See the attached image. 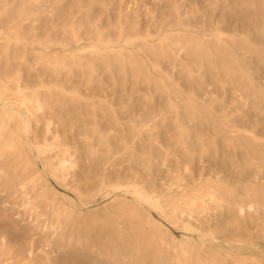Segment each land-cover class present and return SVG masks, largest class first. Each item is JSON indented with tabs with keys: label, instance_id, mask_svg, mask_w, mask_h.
<instances>
[{
	"label": "rangeland",
	"instance_id": "1",
	"mask_svg": "<svg viewBox=\"0 0 264 264\" xmlns=\"http://www.w3.org/2000/svg\"><path fill=\"white\" fill-rule=\"evenodd\" d=\"M0 264H264V0H0Z\"/></svg>",
	"mask_w": 264,
	"mask_h": 264
},
{
	"label": "bare ground",
	"instance_id": "2",
	"mask_svg": "<svg viewBox=\"0 0 264 264\" xmlns=\"http://www.w3.org/2000/svg\"><path fill=\"white\" fill-rule=\"evenodd\" d=\"M41 160H42V162H43V164H44V166H46V164H47V161H46V159H44V158H41ZM58 166H63V161L61 160V159H59V161H58ZM39 167V166H38ZM59 169H62L61 167H58ZM63 174V173H62ZM58 177H59V175H58ZM127 193V192H126ZM119 256H122V257H124V254H119ZM121 257V258H122Z\"/></svg>",
	"mask_w": 264,
	"mask_h": 264
}]
</instances>
